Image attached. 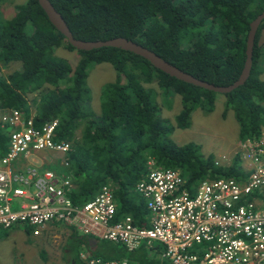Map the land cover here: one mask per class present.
I'll use <instances>...</instances> for the list:
<instances>
[{"label":"trees","instance_id":"1","mask_svg":"<svg viewBox=\"0 0 264 264\" xmlns=\"http://www.w3.org/2000/svg\"><path fill=\"white\" fill-rule=\"evenodd\" d=\"M10 1L0 0V6ZM48 2L73 39L96 42L123 38L183 73L218 87L229 86L238 78L249 23L264 10V0ZM13 8L10 18L0 16V114L17 111L36 128L57 120L53 142L71 143L65 158L74 187L68 194L73 205L92 200L103 185H110L115 220L129 216L134 224L145 227V204L133 188L146 173L148 158L157 166L179 171L186 185L245 177L236 157L227 166H219L212 155L203 157L193 143L174 144L168 138L171 128L158 119V104L153 100L160 95V105L164 106L169 95H177L179 111L172 127L184 129L193 111L203 115L213 111L216 93L176 80L128 51L111 47L75 50L48 23L36 0H22ZM262 28L264 19L255 33L247 79L231 92L221 94V116L232 113L237 144L245 139L256 140L264 133V81L260 78L264 69L258 65L260 49L255 44ZM63 47L78 56L72 68L52 55L53 50ZM101 63L109 64L115 74L112 82L102 85L100 113L95 115L89 108L83 109L81 100L87 95L88 68ZM13 65L18 68L9 71ZM33 93L39 103L31 119L24 95ZM8 129L0 124V153L5 151ZM25 230L28 234L31 229ZM103 244L106 253L92 256L102 260L131 257L139 264H165L147 256L144 247L143 252L134 255L121 246Z\"/></svg>","mask_w":264,"mask_h":264},{"label":"built area","instance_id":"2","mask_svg":"<svg viewBox=\"0 0 264 264\" xmlns=\"http://www.w3.org/2000/svg\"><path fill=\"white\" fill-rule=\"evenodd\" d=\"M0 124L9 128L5 151L0 153V231L23 225L39 235L46 224L58 223L127 251L157 243L165 264H264L263 136L235 146L233 153L246 174L240 180L186 185L179 171L147 160L146 173L134 186L145 202L146 226L140 227L129 216L115 220L110 185L82 205L71 203L65 158L71 143L53 142L57 120L36 128L10 110L0 114ZM41 152L59 154L49 158L51 162H40V167L59 163L62 174L29 164L17 166ZM80 259L84 264H125L83 254Z\"/></svg>","mask_w":264,"mask_h":264},{"label":"rangeland","instance_id":"3","mask_svg":"<svg viewBox=\"0 0 264 264\" xmlns=\"http://www.w3.org/2000/svg\"><path fill=\"white\" fill-rule=\"evenodd\" d=\"M21 1L22 0H12L2 4L0 6V16L2 18H10L14 13V5ZM257 48L260 49L258 65L260 68L264 69V44ZM52 55L67 63L71 68L78 59L75 51H68L64 47L53 50ZM17 68L18 65H13L9 67L8 70L12 71ZM2 72L5 73L7 70H3ZM262 73L260 78L264 81V70ZM114 74L111 66L106 63L93 64L88 68L86 76L87 95L86 97L83 95V99L81 100L84 107L83 109L89 108L95 115L100 113V104H102L100 93L102 85L112 82ZM44 87L49 88L47 85ZM151 88L155 92L158 91L154 85H151ZM36 95L35 93L24 95L31 119L34 118L36 107L39 103ZM85 98H88L87 103L85 102ZM153 100L154 103L158 104V119L165 122L171 128L168 138L174 144L181 146L193 143L198 146L199 152L203 157L212 155L215 164L219 166H227L234 160L235 155L233 153V148L238 142L237 125L230 111L225 114V117L221 116L223 109V96L221 94L215 96L212 112L203 115L199 110L193 111L190 115L189 124L184 129L172 127L174 125L173 117L179 111V99L177 95H169L168 102L164 106L160 105V95L154 96ZM43 107H46L45 102H43ZM6 145L7 140L4 143V146ZM58 155L59 154L36 155L35 158H29L27 163L36 168L49 169L62 174L59 163L57 165L48 164L45 167H40V162H47L45 156L54 160ZM30 159H33L35 163H31ZM149 159L150 158H148V160ZM73 188L72 185V189ZM48 226L49 225H47V227ZM54 226L60 228V225ZM24 228L23 225H17L5 231H0V264H66V259H64L62 255V251L65 252V250L68 251V260L72 261L73 264H80L76 259L77 255L79 253L88 255V252L85 251V245L78 241L79 234L74 230L73 232L72 229L66 228L67 232L72 233V237L66 236L64 238L65 245L61 244L62 251H60L61 247L59 243H61V240L59 238H52V234L48 232L43 233L41 236H34L31 230L27 234ZM57 240H59L57 242L59 246H55L52 242ZM105 252L106 247L102 246L98 252V256H102ZM38 255L41 257L40 259ZM43 257L44 259H42Z\"/></svg>","mask_w":264,"mask_h":264},{"label":"water","instance_id":"4","mask_svg":"<svg viewBox=\"0 0 264 264\" xmlns=\"http://www.w3.org/2000/svg\"><path fill=\"white\" fill-rule=\"evenodd\" d=\"M38 6L43 11L48 23L57 31L59 32L66 40V42L75 50L80 51H90L93 49H99L102 47H111L120 49L123 51H128L132 54H135L144 60H146L152 67L158 69L159 71L167 74L170 77L175 78L181 82L186 84H190L195 87L202 88L204 90L216 93V94H226L231 92L233 89L237 88L238 86L242 85L249 75V71L251 68V56H252V48L254 44V38L256 30L260 24V22L264 19V10L260 12L250 23L249 29L246 35L245 40V49H244V62L242 65V69L238 78L229 86L226 87H218L213 86L211 84L202 82L198 79L193 78L192 76L183 73L182 71L178 70L174 66L166 63L161 58L153 54L151 51L136 45L135 43L125 40L123 38H114L105 41H96V42H85L73 39L71 33L67 29L63 19L61 16L53 9L50 5L48 0H36ZM260 35V36H259ZM259 35L256 40V47L264 44V28H262L259 32ZM94 242V240L92 239Z\"/></svg>","mask_w":264,"mask_h":264},{"label":"crops","instance_id":"5","mask_svg":"<svg viewBox=\"0 0 264 264\" xmlns=\"http://www.w3.org/2000/svg\"><path fill=\"white\" fill-rule=\"evenodd\" d=\"M53 120H56V119H53ZM9 132V131H8ZM8 136V135H7ZM260 136H263L264 137V133H261L260 134ZM259 136V137H260ZM41 154H43V155H45V153H43V152H41V153H37V155H41ZM47 155V154H46ZM59 156V155H58ZM57 156V157H58ZM45 158L47 159V162H51V159H49L48 157H46L45 156ZM28 165V163L26 162H21V163H19L17 166L18 167H23V166H25V165ZM57 165V164H56ZM142 199V198H141ZM142 201L144 202V200L142 199ZM144 204H145V202H144ZM47 225H49L48 227H47ZM54 225H60V228H56ZM143 225V224H142ZM51 227H52V229H51ZM66 228L67 229H70V228H68L67 226H64V225H61V224H58V223H48V224H46V226L40 231V233H39V235L41 236L43 233H49V234H52V238H59L60 240H61V243H59L60 244V247H61V244H63V245H65V243H64V238L67 236V237H72V233L71 232H67V230H66ZM24 230H25V228H24ZM73 231V230H72ZM74 232V231H73ZM34 236H38V235H34ZM82 237H84V236H80V234H79V239H78V241L80 242V243H82V244H84L85 245V251H87L88 252V255H90V256H92V255H98V252L100 251V249H101V247L102 246H105V247H107L106 246V244H103L104 242H106V241H97L96 239L94 240V242L92 241V238H86L85 237V239L84 240H82L81 238ZM81 239V240H80ZM59 240H57V241H52L53 242V244L55 245V246H59L58 244H57V242H58ZM56 244H55V243ZM106 243H109V242H106ZM116 245V244H115ZM142 247H144L146 250H147V256H153V258H154V260L156 261V262H164V260H162V259H160V257H159V255H160V253H161V251H162V246H160L159 244H157V243H153L152 244V246H146L145 244H141L138 248H137V251L135 250V252H132V253H134V255L135 254H140L139 253V251H141V252H143V248ZM117 249H118V247H117ZM60 251H62V247H61V249H60ZM117 251V250H116ZM116 251L114 250L113 251V253L115 254L116 253ZM106 253V252H105ZM104 253V254H105ZM129 253V252H128ZM82 253H79L78 255H77V260L80 262V263H83L84 264V262L80 259V255H81ZM92 254V255H91ZM62 255L64 256V259H66V264H73V262L72 261H70V260H68L67 259V256H68V251L67 250H65V252H63L62 251ZM84 255V254H83ZM39 256V255H38ZM92 257H94V256H92ZM61 258H62V256H61ZM60 258V259H61ZM39 259H40V257H39ZM114 261H122V262H124L125 264H139V263H137L135 260H133L131 257H124V258H120V259H118V260H114ZM165 263V262H164ZM148 264V263H147Z\"/></svg>","mask_w":264,"mask_h":264},{"label":"clouds","instance_id":"6","mask_svg":"<svg viewBox=\"0 0 264 264\" xmlns=\"http://www.w3.org/2000/svg\"><path fill=\"white\" fill-rule=\"evenodd\" d=\"M153 162H154V164L157 166V164L155 163V161L152 159V158H150ZM143 178V177H142ZM104 186V185H103ZM133 191H134V188H133ZM135 193V192H134ZM136 194V193H135ZM115 208H116V206H115ZM32 231V230H31ZM116 245H118V246H121V245H119V244H116ZM121 247H123V246H121ZM124 248V247H123ZM125 249V248H124ZM126 250V249H125ZM136 250V249H135ZM135 250H132V251H127V252H134ZM88 256H90V255H88ZM91 257V256H90ZM94 258H96V257H94ZM100 259V258H99Z\"/></svg>","mask_w":264,"mask_h":264},{"label":"flooded vegetation","instance_id":"7","mask_svg":"<svg viewBox=\"0 0 264 264\" xmlns=\"http://www.w3.org/2000/svg\"><path fill=\"white\" fill-rule=\"evenodd\" d=\"M260 32V31H259ZM259 34V33H258ZM260 36V35H259Z\"/></svg>","mask_w":264,"mask_h":264}]
</instances>
